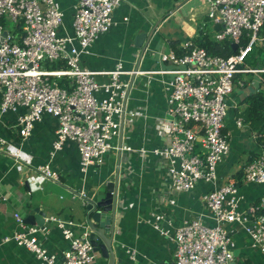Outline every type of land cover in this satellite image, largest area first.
I'll use <instances>...</instances> for the list:
<instances>
[{
  "label": "built area",
  "instance_id": "2783aa9c",
  "mask_svg": "<svg viewBox=\"0 0 264 264\" xmlns=\"http://www.w3.org/2000/svg\"><path fill=\"white\" fill-rule=\"evenodd\" d=\"M202 1L208 6L207 18L219 26L214 42L228 41L236 46V53L216 56L187 41L182 45V55L169 51L160 56L162 62L175 67L161 72L173 75L166 83V141L150 153L165 162L170 188L175 193L190 192L200 182L215 184L216 167L228 146L224 120L236 77L256 74L258 90H264L260 76L264 69L245 65L254 48L264 47V0ZM120 3L121 0H77L73 6L72 35L61 36L58 31L63 27L64 14L56 0H0V115L20 107L26 110L15 126L22 139L30 135L34 124L44 115L55 118L58 127L53 152L65 142L74 143L83 173L89 166L101 164L104 155L115 148L112 141L119 136V118L128 87V81L121 77L144 74L123 71L121 64H117L105 73L108 81L99 84L95 80L97 73L81 65L82 56L113 25L112 14ZM244 38L247 42L242 45ZM58 62L64 67L48 68ZM237 85L242 87L244 83L237 80ZM98 93L103 97H97ZM236 123L240 126L241 120ZM6 145L0 139V152L5 151L15 167H27L21 149L7 151L3 149ZM125 150L142 156L147 153L144 148ZM31 172L26 178L32 191L40 189L47 180L59 178L49 165L38 166ZM242 177L243 182L264 184V156L246 164ZM79 196L87 198L86 192ZM239 201L238 187L233 182L210 190L205 204L213 225L197 218L175 228L170 237L174 243L171 264H231L234 243L226 226H243L248 222L238 212ZM260 208L264 211V201ZM13 217L20 231L4 242L12 240L32 252L38 264H59L56 256L50 255L38 241V235L46 233L47 226H29L18 213ZM153 220V228L169 236V231L160 226L164 218L154 215ZM46 222L55 223L68 241L60 264H93L96 253L87 231L75 237L72 222L56 217H49ZM244 228L252 246L264 252V214ZM126 253L135 260L134 250L127 249Z\"/></svg>",
  "mask_w": 264,
  "mask_h": 264
},
{
  "label": "crops",
  "instance_id": "0c3cea01",
  "mask_svg": "<svg viewBox=\"0 0 264 264\" xmlns=\"http://www.w3.org/2000/svg\"><path fill=\"white\" fill-rule=\"evenodd\" d=\"M56 1L64 14L63 27L58 34L72 35L73 6L77 0ZM207 11L208 6L202 0H121L112 14L113 25L97 38L89 53L82 56L81 65L97 73L95 80L99 84L108 81L105 73L112 71L117 64H121L123 71L137 69L144 74L135 75L129 90L122 139L119 136L113 139L115 148L104 155L101 164L89 166L86 172L80 170L79 153L74 143L65 142L60 150L53 152L58 122L52 116L44 115L34 124L30 135L22 139L15 126L26 110L20 107L15 112L0 115V139L7 144L3 149L20 148L27 165L24 169L15 167L13 159L5 151L0 152V264H38L32 252L17 246L12 240L4 242L20 231L14 213L25 219L37 216L36 210L44 214L43 225L47 226V232L38 235V241L50 255L56 256L60 264L69 244L56 224L46 222V219L56 217L72 222L75 237H80L85 212L84 199L79 193L86 192L87 198L92 197L96 191L103 190L105 183L115 178L116 172L119 182L114 218L115 264H171L174 243L170 237L174 229L184 221L197 218L212 226L205 196L210 190L228 182L238 187V212L248 218L243 226L237 223L226 226L234 243L232 263L264 264V252L252 246L244 230L250 221L264 214L260 208L264 201V184L242 181L245 165L264 156V137H261L264 132L258 134L243 120V113L253 95L264 93V90H258V75L236 77L224 120L228 146L216 167L214 185L200 182L190 192L175 193L170 188L165 162L150 153L161 148L166 141V83L173 75L161 72L175 67L162 62L160 56L169 51L182 55V45L187 41L197 46L199 39L207 37L214 42L213 36L219 26L207 18ZM152 30L154 33L141 56L134 38ZM260 76L264 79L262 74ZM130 79L131 76L121 77L128 83ZM237 80L244 85H237ZM97 97L102 98L103 95L98 93ZM239 119L241 124L237 126ZM119 122L121 124V117ZM119 142L122 148L120 156ZM127 147L132 150L144 148L147 153L142 156L126 151ZM42 165H49L58 174V181L47 180L40 189L32 191L26 175ZM154 215L164 218L160 226L169 231V236H163L153 228ZM127 249L136 252L135 260H131ZM93 264H107V261L96 254Z\"/></svg>",
  "mask_w": 264,
  "mask_h": 264
},
{
  "label": "water",
  "instance_id": "95a60500",
  "mask_svg": "<svg viewBox=\"0 0 264 264\" xmlns=\"http://www.w3.org/2000/svg\"><path fill=\"white\" fill-rule=\"evenodd\" d=\"M154 33L152 30L149 34H140L134 38V43L137 48L141 50V56L144 54L148 43ZM5 36V33L3 34ZM236 46L234 45V50ZM135 69L134 71H136ZM135 75L131 76L128 83L126 95L124 98L123 112L121 116V124L119 130V138L122 139L123 135V121L125 114V104L128 97L129 90L132 87ZM121 144L118 145V155L121 154ZM119 182L118 173L116 172L115 178L104 184L103 190L96 191L92 197L85 198L84 202V219L83 231H87L88 239L96 254L100 258L107 261V264H115L114 252V218L116 212L117 200V185ZM37 216H27L24 220L25 223L30 225H43L44 214L36 210ZM235 256V253H234ZM233 264V263H231Z\"/></svg>",
  "mask_w": 264,
  "mask_h": 264
},
{
  "label": "trees",
  "instance_id": "16d2710c",
  "mask_svg": "<svg viewBox=\"0 0 264 264\" xmlns=\"http://www.w3.org/2000/svg\"><path fill=\"white\" fill-rule=\"evenodd\" d=\"M262 34L264 35V26L262 27ZM247 39L242 40V45H245ZM197 46L204 48L208 53L221 57H229L236 53L233 46L228 42L217 43L205 37L199 39ZM245 65L251 69H264V48H254L245 60ZM64 64L61 62L49 65V69L63 68ZM264 76V74H262ZM262 102V103H261ZM264 93H256L249 102V107L243 113L244 122L248 123L251 129L257 130L260 134L264 132Z\"/></svg>",
  "mask_w": 264,
  "mask_h": 264
},
{
  "label": "rangeland",
  "instance_id": "374dc122",
  "mask_svg": "<svg viewBox=\"0 0 264 264\" xmlns=\"http://www.w3.org/2000/svg\"><path fill=\"white\" fill-rule=\"evenodd\" d=\"M46 66H48V64H46ZM49 68V67H48Z\"/></svg>",
  "mask_w": 264,
  "mask_h": 264
}]
</instances>
